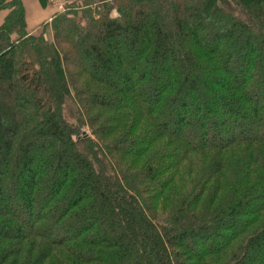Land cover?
<instances>
[{
    "label": "trees",
    "instance_id": "obj_1",
    "mask_svg": "<svg viewBox=\"0 0 264 264\" xmlns=\"http://www.w3.org/2000/svg\"><path fill=\"white\" fill-rule=\"evenodd\" d=\"M62 2L0 0V264H264V0Z\"/></svg>",
    "mask_w": 264,
    "mask_h": 264
},
{
    "label": "crops",
    "instance_id": "obj_2",
    "mask_svg": "<svg viewBox=\"0 0 264 264\" xmlns=\"http://www.w3.org/2000/svg\"><path fill=\"white\" fill-rule=\"evenodd\" d=\"M26 7L27 29L33 33H37L38 29L44 22H47L56 11L53 6L48 5L42 7L37 0H23ZM4 16V15H3ZM0 22L2 21V18Z\"/></svg>",
    "mask_w": 264,
    "mask_h": 264
},
{
    "label": "rangeland",
    "instance_id": "obj_3",
    "mask_svg": "<svg viewBox=\"0 0 264 264\" xmlns=\"http://www.w3.org/2000/svg\"><path fill=\"white\" fill-rule=\"evenodd\" d=\"M51 2H50V4H51V6H53V8L56 10V12H58V11H63V6H64V2H62V0H50ZM4 15V12H1L0 13V19H1V17ZM112 15H116V12H115V10H113V12H112ZM51 20H52V17L51 18H49L48 20H47V22L49 23V22H51ZM41 30H42V28L40 27L39 29H38V31H37V34L38 33H40L41 32ZM47 37L48 38H50L51 37V32H48L47 31ZM79 55H80V53H79ZM84 131L86 132V133H89V130L85 127L84 128ZM195 248H199L200 247V245H197V246H194Z\"/></svg>",
    "mask_w": 264,
    "mask_h": 264
}]
</instances>
